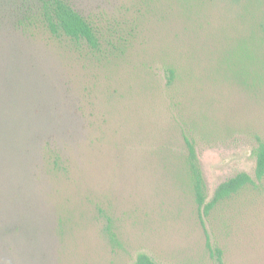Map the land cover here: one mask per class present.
<instances>
[{
  "label": "rangeland",
  "instance_id": "rangeland-1",
  "mask_svg": "<svg viewBox=\"0 0 264 264\" xmlns=\"http://www.w3.org/2000/svg\"><path fill=\"white\" fill-rule=\"evenodd\" d=\"M133 2L75 6L107 20ZM166 4V16L143 18L149 33L122 60L0 37V264H130L139 252L156 264H214L193 205L165 176L157 150L181 149L177 124L192 123L207 198L234 174L252 175L255 136L264 141V88L240 79L213 83L198 62L216 60L226 49L218 40L240 32L234 19L220 17L224 0L214 5L219 17L187 20ZM167 46L181 52L183 69L209 82L190 84L187 94L167 86L159 53ZM47 141L64 170L41 165ZM96 205L112 220L114 247ZM204 229L225 264H264V178L205 218Z\"/></svg>",
  "mask_w": 264,
  "mask_h": 264
},
{
  "label": "trees",
  "instance_id": "trees-1",
  "mask_svg": "<svg viewBox=\"0 0 264 264\" xmlns=\"http://www.w3.org/2000/svg\"><path fill=\"white\" fill-rule=\"evenodd\" d=\"M166 1L174 3V12L183 20L205 17L210 12L219 17L220 10L218 13L214 10L218 0H134L131 4L132 9L118 10L115 17L107 20L104 12L92 15L78 11L75 0H0V37L5 40L12 39L15 35L25 39L39 38L67 48L74 54L85 52L86 55L90 54L97 58L122 60L124 55L131 53L134 43L141 35L149 33L147 28L149 21H144L143 18L157 11L166 16L168 10ZM224 1L227 6L221 9L223 14L220 17L226 16L229 21L234 19L240 32L234 40L227 39L225 42L226 37L218 40L219 44H226V49L216 54V60L198 62L216 77L206 74L213 83L220 79L226 80L225 82L240 79L242 83L250 80L253 88H264V0ZM101 21L107 26L102 25ZM226 23V20L223 24L219 23V29L223 33L229 27ZM172 49L169 46L166 49L159 47V53L164 54L161 62L164 63L167 86L178 84L180 88L181 86L184 88L182 92L187 94V87L190 84L205 85L208 79L204 81L197 77L190 67L183 69L184 67L176 63V58L181 56V52L176 54L175 47ZM202 94L203 91L197 95L189 92L187 99ZM192 131L196 132V127L192 123H182L181 126L177 124V132L182 142L181 149L174 151L164 144L160 145L157 151L160 152L165 176L171 179L179 193L188 198L193 205L195 218L203 229L206 246L214 258V264H225L221 250L219 248L211 250L209 247L204 220L232 196L242 190H256L259 187L264 178V141L255 136L256 145L252 148L254 158L252 175L243 171L234 174L219 183L211 197L207 198ZM42 150L41 165L47 171L64 170L59 150L52 147L49 141L44 143ZM95 207L99 217L106 220L102 229L103 234L113 247L116 246L117 239L111 218L97 205ZM57 224L60 234L65 225L62 218H58ZM130 264L156 263L147 254L139 252Z\"/></svg>",
  "mask_w": 264,
  "mask_h": 264
}]
</instances>
